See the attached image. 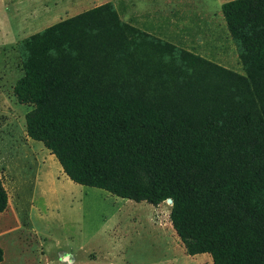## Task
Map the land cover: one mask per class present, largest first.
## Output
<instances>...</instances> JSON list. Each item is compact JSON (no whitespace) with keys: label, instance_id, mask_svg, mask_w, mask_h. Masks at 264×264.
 Returning a JSON list of instances; mask_svg holds the SVG:
<instances>
[{"label":"trees","instance_id":"trees-1","mask_svg":"<svg viewBox=\"0 0 264 264\" xmlns=\"http://www.w3.org/2000/svg\"><path fill=\"white\" fill-rule=\"evenodd\" d=\"M220 12L244 76L105 3L19 41L12 95L30 107L25 136L69 181L153 207L170 200L187 256L264 264V0ZM7 201L0 177V214Z\"/></svg>","mask_w":264,"mask_h":264},{"label":"rangeland","instance_id":"rangeland-1","mask_svg":"<svg viewBox=\"0 0 264 264\" xmlns=\"http://www.w3.org/2000/svg\"><path fill=\"white\" fill-rule=\"evenodd\" d=\"M228 1L0 0V177L8 197L0 264H212L208 255L187 256L174 234L163 236L164 202L133 203L69 181L25 136L30 107L16 103L12 88L22 76L19 41L105 3L122 22L244 76L220 12Z\"/></svg>","mask_w":264,"mask_h":264},{"label":"crops","instance_id":"crops-1","mask_svg":"<svg viewBox=\"0 0 264 264\" xmlns=\"http://www.w3.org/2000/svg\"><path fill=\"white\" fill-rule=\"evenodd\" d=\"M222 5V4H221ZM69 17H72V16H69ZM69 17H67V18H69ZM168 226H169V229L168 230H163L162 231V234H163V236L166 234V233H171V234H174V236H176L175 235V233H174V231L172 230V228H171V225H170V223H169V220H168ZM170 231V232H169ZM175 238H177V237H175ZM177 240V239H176ZM201 255H206V254H201ZM196 256V255H195Z\"/></svg>","mask_w":264,"mask_h":264},{"label":"bare ground","instance_id":"bare-ground-1","mask_svg":"<svg viewBox=\"0 0 264 264\" xmlns=\"http://www.w3.org/2000/svg\"><path fill=\"white\" fill-rule=\"evenodd\" d=\"M164 203H165L167 206H169V207H170V205H171V203H170L169 200L165 201Z\"/></svg>","mask_w":264,"mask_h":264},{"label":"water","instance_id":"water-1","mask_svg":"<svg viewBox=\"0 0 264 264\" xmlns=\"http://www.w3.org/2000/svg\"><path fill=\"white\" fill-rule=\"evenodd\" d=\"M170 201V200H169ZM170 203H171V201H170Z\"/></svg>","mask_w":264,"mask_h":264}]
</instances>
